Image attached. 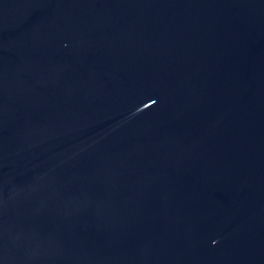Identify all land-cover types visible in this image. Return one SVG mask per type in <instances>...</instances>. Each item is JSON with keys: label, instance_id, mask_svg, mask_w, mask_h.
<instances>
[{"label": "water", "instance_id": "95a60500", "mask_svg": "<svg viewBox=\"0 0 264 264\" xmlns=\"http://www.w3.org/2000/svg\"><path fill=\"white\" fill-rule=\"evenodd\" d=\"M0 264H264V0H0Z\"/></svg>", "mask_w": 264, "mask_h": 264}]
</instances>
